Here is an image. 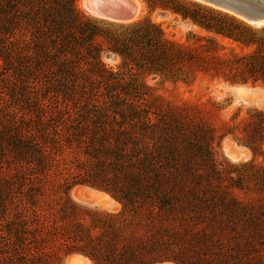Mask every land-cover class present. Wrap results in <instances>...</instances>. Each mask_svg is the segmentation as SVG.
<instances>
[{
	"label": "trees",
	"instance_id": "1",
	"mask_svg": "<svg viewBox=\"0 0 264 264\" xmlns=\"http://www.w3.org/2000/svg\"><path fill=\"white\" fill-rule=\"evenodd\" d=\"M47 1L53 5L42 7L43 11L39 12L36 0H29L34 8L33 14L36 18H43L47 31L59 32L65 45L69 43L66 31L73 28L72 24L81 36L94 40L97 33L93 28L83 26L85 14L78 7V0ZM143 1L150 12L157 9L172 12L185 20L190 19L207 34L192 33L196 41L181 42L170 38L163 26L150 16L117 23L125 32L108 37L114 44L111 49L122 56L124 64L175 82L192 83L202 73L233 85H264V25L251 24L196 0ZM121 94L130 93L124 91ZM220 109L221 105L215 102L212 107L205 105L203 109L200 105L175 106L157 123L140 120L137 133L141 138L138 140L132 131L109 132L115 135L114 148L107 146L110 134L104 133L99 139L101 151L97 152V162L93 163L91 170L86 169L87 175L63 176L64 180L54 185L59 203L54 213L49 205L46 208L47 192L41 182L16 176L14 192L10 195L3 192L0 197V242H4L6 234L13 233L15 257L10 258V253L5 250L1 252L0 264H40L39 260H47L49 253L33 255V247L27 242L30 235L32 238L39 235V242L49 246L58 244V249L66 255L80 253L90 258L92 264L164 261L178 264H264V205L257 204L252 198L246 201L237 198L228 189L212 188L211 197L191 194L181 181H177V176H185L199 165L193 156L201 155L206 159L203 161L210 166L208 176H212L211 169L214 175L219 174L220 168L214 160V143L228 135H233L255 154L264 155V109L253 108L246 115L238 110L219 128L203 118V112ZM145 140L151 141L143 144ZM23 147L17 143V157L44 163V152L32 147L28 157L21 151ZM182 149L187 150L191 160L182 154ZM109 168L117 176H123L118 178L122 181L114 186L109 182ZM254 177L264 187V176ZM112 179L116 181V178ZM78 184H90L108 191L123 205V211L88 210L90 214L85 216L69 195ZM237 185L243 189L251 187L250 182L244 181ZM196 207L206 209L204 213L209 214L211 231L217 239L204 233V242L207 243L204 251L212 252L211 244H215L216 256H203L198 252L197 255L190 254L189 258H182L179 254H154L153 244L146 243L138 235L136 219L132 221L126 214L129 209L138 218L147 211L149 215H167L177 209L184 213ZM9 217L11 220L5 228L4 220ZM240 237L248 243L240 241ZM150 252L152 254H148Z\"/></svg>",
	"mask_w": 264,
	"mask_h": 264
},
{
	"label": "rangeland",
	"instance_id": "2",
	"mask_svg": "<svg viewBox=\"0 0 264 264\" xmlns=\"http://www.w3.org/2000/svg\"><path fill=\"white\" fill-rule=\"evenodd\" d=\"M36 3L39 12L43 11L42 7L53 5L47 0H36ZM77 3L85 14L83 26L93 28L97 35L90 41L71 24L73 28L66 31L69 43L64 45L59 32L47 31L43 18L35 17L29 0H0V197L3 192L9 195L14 192L16 176L31 178L44 185L46 208L49 205L54 213L59 207L54 185L64 180L63 176L87 175L86 169L91 170L97 162V152L101 151L99 139L106 132L110 134L107 146L114 148L115 135L109 132L132 131L138 140L141 138L137 133L140 120L157 123L175 106L200 105L203 109L205 105L212 107V103H219L220 110L202 114L207 122L218 128L238 110L246 115L250 109H264L263 84L233 85L202 73L192 83L175 82L145 73L133 65L127 66L122 56L111 49L114 44L108 36L125 32L117 23L128 22L96 18L83 8L81 0ZM141 4L143 9L136 20L150 16L163 26L170 38L194 42L196 38L192 33L207 34L190 19L162 9L150 12L143 0ZM124 91L130 94H121ZM18 142L24 146L21 151L28 157L32 147L44 152V163L17 157ZM214 145L219 174L214 175L211 169L212 176H208L210 166L199 155L193 156L199 165L185 176H177V181H181L191 194L211 197L212 188L228 189L237 198L245 201L252 198L264 205V187L254 177L264 176V155L255 154L233 135L219 139ZM186 152L182 149V154L191 160ZM107 173L112 186L122 181L118 178L123 176H117L113 169L109 168ZM243 181L250 182L251 187H238ZM69 195L87 217L88 210L119 213L124 208L108 191L90 184L74 186ZM8 208L11 210L10 202ZM205 210L196 207L182 213L177 209L167 215H149L147 211L137 218L127 209L126 214L132 221L136 219L135 230L143 241L153 244L154 254H179L189 258L190 254L198 252L203 256H216L215 244H211L212 252L204 251L207 245L204 233L217 239ZM10 220L11 217L4 220L5 228ZM36 237L30 235L27 239L33 247V255H50L47 260H39L40 264H92L90 258L80 253L66 255L58 249V244L49 246L39 242V235ZM4 239L0 242V261L1 252L5 250L10 258L15 257L13 233L6 234ZM240 241L248 243L242 237ZM257 246L261 248L259 243ZM29 254L27 251L28 258Z\"/></svg>",
	"mask_w": 264,
	"mask_h": 264
},
{
	"label": "water",
	"instance_id": "3",
	"mask_svg": "<svg viewBox=\"0 0 264 264\" xmlns=\"http://www.w3.org/2000/svg\"><path fill=\"white\" fill-rule=\"evenodd\" d=\"M138 1L142 2V0ZM197 1L229 12L251 24L264 25V0ZM82 5L92 16L112 22H131L136 20L139 7L135 0H83Z\"/></svg>",
	"mask_w": 264,
	"mask_h": 264
},
{
	"label": "bare ground",
	"instance_id": "4",
	"mask_svg": "<svg viewBox=\"0 0 264 264\" xmlns=\"http://www.w3.org/2000/svg\"><path fill=\"white\" fill-rule=\"evenodd\" d=\"M135 2L139 5V7H138V15H137V17H139V15H140L141 12H142L143 7H142V4H141L140 1L135 0ZM82 3H83V0H82ZM82 6H83V5H82ZM238 88H242V86H238Z\"/></svg>",
	"mask_w": 264,
	"mask_h": 264
}]
</instances>
